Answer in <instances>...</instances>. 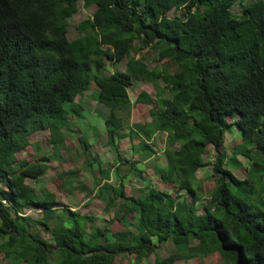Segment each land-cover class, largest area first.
<instances>
[{
  "label": "trees",
  "instance_id": "obj_1",
  "mask_svg": "<svg viewBox=\"0 0 264 264\" xmlns=\"http://www.w3.org/2000/svg\"><path fill=\"white\" fill-rule=\"evenodd\" d=\"M79 1L0 0V254L8 264H115L121 255L150 257L172 240L191 257L218 253L222 264H264V0H82L96 10L71 41L69 20ZM237 4L240 15L232 11ZM172 10L180 15L169 17ZM137 42L179 71L149 68L131 53ZM124 62L125 71L105 74L108 63ZM134 80L156 91L155 99L142 92L136 101L155 103L152 121L123 133ZM93 85L97 102L109 109L105 127L115 153L119 140L128 139L150 160L155 152L147 142L157 132L167 135L160 177L173 185L172 194L146 183L138 196H128L118 156L115 167H98L103 181L97 196H106V212L135 216L124 232L111 231L115 217L104 229H88L96 219L29 185L49 171L48 158L17 159L30 136L42 131L50 132L55 151L64 147L70 115L81 114L77 97ZM233 127L242 142L227 159L222 149ZM80 142L90 149L86 138ZM209 147L216 153L217 182L201 208L196 173L209 165ZM240 155L249 163L245 180L231 171L242 167ZM126 162L146 182L140 162ZM64 175L69 186L85 189L77 171ZM28 208L40 211L53 243L33 234Z\"/></svg>",
  "mask_w": 264,
  "mask_h": 264
},
{
  "label": "rangeland",
  "instance_id": "obj_2",
  "mask_svg": "<svg viewBox=\"0 0 264 264\" xmlns=\"http://www.w3.org/2000/svg\"><path fill=\"white\" fill-rule=\"evenodd\" d=\"M95 7L85 8L83 1L78 2V11L69 20V39L74 41L80 37L77 26L92 17L95 12ZM232 11L236 15H240L241 7L237 4L232 7ZM180 15V11H170L169 17ZM104 52L110 53L111 48H103ZM132 55L137 59L144 62L149 68L158 71H166L170 73H176L179 71L178 65L170 60H160L158 53L148 47H144L138 42L132 49ZM116 70L125 71L126 62L114 65L108 63L105 70V74L109 75ZM146 92L152 98H156V91L151 84H147L140 80H134L130 89L131 108L129 115L125 113V117L128 118L126 128L123 133H128L135 123L148 124L151 123V109L155 106L153 104H141L137 103V98L140 93ZM96 87L93 85L92 89L84 95L77 97V102L80 104L82 110L80 116L76 114L70 115V131L65 134V146L60 147L55 151L51 144V135L49 131H42L30 136L29 147L17 154L18 162L29 161L39 162L41 159L48 158L46 163L50 169L43 175L38 181L28 180L27 183L35 187L39 192L44 190L55 194L57 201L66 208L72 210H78L83 214L89 215L96 219V223H90L88 229H92L96 226L100 229H104V225H109L110 220H115L110 224L112 232H124L128 230L126 221L134 219V215L129 214L123 216L117 212H106L105 210V198L97 196V190L102 185V177L98 167H115L118 161H121L120 173L126 175V192L128 196H138L140 191L144 189L146 183L155 185L159 190L166 193H174L175 189L172 184H166L160 177L162 169L167 167V157L165 155L167 149V135L164 132H157L153 139L147 143L154 149V156L150 160H144L142 158V151L138 149V152L133 151L132 144L128 139L119 140L118 148L119 152L115 153L108 145L107 131L105 127V120L109 115L108 107H105L97 102ZM84 137L90 144V149L85 151L80 138ZM242 142L240 132L233 127L231 133L226 137L225 145L222 149L227 159L233 156V152L236 146ZM138 140H135L134 144L137 145ZM118 156V161L116 157ZM97 157L98 161L91 167L89 162ZM237 159L241 162L242 167L234 169L231 167V171L234 175L245 180L248 178V159L242 155ZM204 160L209 165L199 169L196 173V186H198V195L200 201L198 206L204 208L212 194V190L216 187L217 177L214 176V163L217 161L216 153L212 147H209ZM130 162H140L138 167L144 171L142 179L137 178L133 172L130 171ZM18 167V164H17ZM69 171H77L79 173L80 183L85 186V189L79 188L77 182L69 186L66 182L67 176L64 173ZM112 183H115V176L112 174ZM81 187V186H80ZM264 194V187L260 188ZM186 200V197L184 198ZM202 212V211H200ZM26 213L32 219V232L33 234L49 243H53L52 236L46 230L43 225V217L40 211L34 208L26 209ZM130 230H134L130 228ZM187 250L179 249L172 240H169L163 244L156 252L150 257H140L137 255H121L116 259L115 264H155L157 260L166 259L174 254L186 255L183 259L177 261L175 264H222V260L218 253H214L206 258L203 257H191L187 255ZM0 264H8V261L0 254Z\"/></svg>",
  "mask_w": 264,
  "mask_h": 264
},
{
  "label": "crops",
  "instance_id": "obj_3",
  "mask_svg": "<svg viewBox=\"0 0 264 264\" xmlns=\"http://www.w3.org/2000/svg\"><path fill=\"white\" fill-rule=\"evenodd\" d=\"M147 161V160H146Z\"/></svg>",
  "mask_w": 264,
  "mask_h": 264
}]
</instances>
